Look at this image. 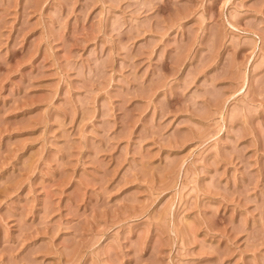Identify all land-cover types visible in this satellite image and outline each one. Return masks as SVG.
Returning <instances> with one entry per match:
<instances>
[{"label": "rangeland", "instance_id": "rangeland-1", "mask_svg": "<svg viewBox=\"0 0 264 264\" xmlns=\"http://www.w3.org/2000/svg\"><path fill=\"white\" fill-rule=\"evenodd\" d=\"M0 264H264V0H0Z\"/></svg>", "mask_w": 264, "mask_h": 264}]
</instances>
